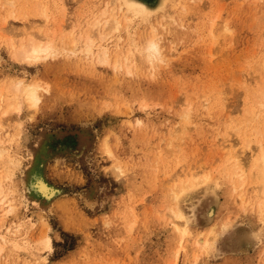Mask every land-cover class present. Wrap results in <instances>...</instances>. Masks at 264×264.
<instances>
[{
    "label": "rangeland",
    "instance_id": "rangeland-1",
    "mask_svg": "<svg viewBox=\"0 0 264 264\" xmlns=\"http://www.w3.org/2000/svg\"><path fill=\"white\" fill-rule=\"evenodd\" d=\"M111 1L0 0V90L42 86L21 125L0 107L12 207L0 210V264H264L257 184L248 177L238 191L227 170V141L250 158L264 131V0H170L148 19L124 8L122 28L100 42L111 52L101 64L102 47L88 55L83 37ZM43 36L55 56L15 59L13 46ZM152 38L155 64L144 53ZM37 170L58 190L49 204L26 198ZM200 237L210 244L197 251Z\"/></svg>",
    "mask_w": 264,
    "mask_h": 264
},
{
    "label": "bare ground",
    "instance_id": "bare-ground-1",
    "mask_svg": "<svg viewBox=\"0 0 264 264\" xmlns=\"http://www.w3.org/2000/svg\"><path fill=\"white\" fill-rule=\"evenodd\" d=\"M169 1L170 0H160V2H159V0H112L110 3L107 4L106 8H104L105 9L104 11H101L100 13H97L94 16V18H93L94 20H93L92 25H91V21H90L91 27L88 26L89 31L83 37L84 38V46H85L84 50H85V52L91 56L95 55L94 54L95 47L101 48L102 45L100 44V42L101 43L105 42V41H107L108 37H110V33H106V32L107 31H119L122 28L124 22L120 20V16L118 14L122 13L124 16V13H123L124 8L128 9V11H129V9L135 10V12H139L140 14L144 15L146 19H148V17H150L151 14L160 10ZM158 2H159V5H158ZM175 4H176V2H175ZM120 5H121V7H120ZM110 6H114V7L111 10H109ZM36 15L39 17L47 19L46 15L43 13H38ZM65 25H67V24L64 23V26ZM74 31H75V28H74ZM84 34H85V32H84ZM43 37L39 38V40L31 38L26 43L22 42L19 47L13 46L12 48H15V50L13 51V55H14L15 59L18 62L33 65V64L40 63L42 61H46L49 58L51 59V57L55 56L59 52V50L55 46V43L52 41L53 39L49 40V38H46V37L43 38ZM81 38H80V41H81ZM72 43L73 44L76 43L74 41V39L72 40ZM98 43L100 45H98ZM108 48L103 49V47H102V49L97 53L96 60L99 63L108 64L110 62V60H111L110 59L111 58L110 53L111 52L108 51ZM136 49L137 48H135V50ZM144 53L146 55V60L150 64H155L156 62H158L160 60V58L162 57L161 56V49H160L159 44L155 41V38L148 40ZM126 58H127V56H125V60L127 63V67L130 70L131 67L128 65L130 62V59H128V58L126 59ZM115 59H117L116 62L114 61L116 63V67L118 65L121 66L120 61H119L120 59H118L117 56ZM22 80H20V81L18 80L16 83L13 84V88H12L13 95L11 94L13 96L12 98L11 97L6 98L5 88H2L0 90V107L6 101L10 104V105H8L9 109L6 110L4 114L5 115H11L12 114V116H14L13 113H15L18 117L17 118L18 121L20 119L19 117H20L21 111H23L22 110L23 106H26L27 108H34V107L36 108L41 102V97H40L39 91H40V88L42 86L39 87L35 83L27 84L24 82V80L23 81ZM263 97H264V95H263ZM0 111H1V109H0ZM21 123L19 121L18 125H21ZM0 128H2L1 123H0ZM239 130H241V129H239ZM263 133H264L263 128H260L258 130L256 128V137H257L256 141L258 142V144H257V149L255 150V153H253V155H251L250 158H248L247 156L244 155V153L246 154L245 151H241V149L237 150L235 145L231 144L232 141H227V143L230 144L229 146L232 150L230 153L228 152V150L230 148H228V150H227V149L222 147L223 149H225L229 153L228 155H230V157L228 156L229 157V159H228L229 166H228L227 170L232 176L233 184H235L237 186L236 190H238V191L240 190L241 192L244 191V189L247 185V182H248V177H251L253 182H255L257 184L256 185L257 187L255 186L256 187L255 190H256L257 195H258L257 201H258V206L260 208L259 209L260 214H262V215H264V143L262 142L263 139L261 141V140H259V138L263 137ZM239 135H241V134H239ZM246 138L247 139H245V135H244V139H245V140H243L244 143L242 141V144L244 145V149L246 150V149L253 148V147H251L252 141L250 139H248V137H246ZM69 140H70V138H69ZM69 140L65 139L63 141H60V146H67L68 143L69 144L71 143V141L69 142ZM241 140H242V138H241ZM2 145H3V141L0 138V147H2ZM6 151L7 150H5L4 148H0V159L5 155ZM110 155H112V154L110 153ZM249 159H252V160H249ZM10 162L15 163L14 159H10ZM12 165L13 164H11V166ZM40 171L41 170H37L36 172H34V174H32V176H31L30 181L29 182L27 181V184H26V188L28 189V192L30 194V196H28L26 198H27V200L32 201L36 204H38L39 202L40 203H48V202L52 201V199L56 196L57 191H58L53 187V185H50L46 181V179L44 178V176L42 175V173ZM188 175H189V173H188ZM183 176H187L185 171H183L178 176L179 180H180V178L182 179L181 183L183 185H185V183L183 182V179H185V178H182ZM190 177H191V179L189 178L190 179L189 180L190 185H191V183L195 184L197 182L195 179V175H193V176L191 175ZM187 179H188V176H187ZM4 193H5L4 188L0 184V210L3 207H5V205L7 204L5 197H4V195H5ZM240 198L244 201V197H243L242 193H241ZM7 206H8V208H10V210L8 211V212H10L12 207L8 204H7ZM210 216H213V211H211ZM177 217H178L180 222L175 224L176 229L179 231H183L184 234H186L188 232V229H187L186 223L181 222L183 220V217L181 215H178ZM213 232H214V230H213ZM0 238H2L3 240H6L3 236H0ZM194 244H195V248L197 251L199 249L202 250V249L206 248L207 245L210 244V239H203V237L202 238L200 237L197 239V241H195ZM45 246L48 250L51 249V240L49 238L46 239Z\"/></svg>",
    "mask_w": 264,
    "mask_h": 264
}]
</instances>
